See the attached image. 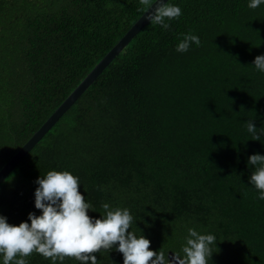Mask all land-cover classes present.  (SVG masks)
<instances>
[{"label":"trees","instance_id":"trees-1","mask_svg":"<svg viewBox=\"0 0 264 264\" xmlns=\"http://www.w3.org/2000/svg\"><path fill=\"white\" fill-rule=\"evenodd\" d=\"M168 2L182 15L167 30L148 21L0 183V216L30 224V213L42 214L37 180L69 171L93 220L104 203L127 208L129 231L152 251L183 255L195 228L216 238L208 264H264V200L248 162L264 156V134L252 140L246 124L264 128V72L254 67L264 55V3ZM147 8L0 0V169ZM189 33L200 45L177 52ZM116 248L94 253L98 264H124ZM25 259L52 264L35 252Z\"/></svg>","mask_w":264,"mask_h":264},{"label":"clouds","instance_id":"clouds-1","mask_svg":"<svg viewBox=\"0 0 264 264\" xmlns=\"http://www.w3.org/2000/svg\"><path fill=\"white\" fill-rule=\"evenodd\" d=\"M261 3L264 0H250L248 7L256 9ZM140 4L149 10L155 5L154 11L148 12L146 18L151 25H160L165 30L170 27L166 21L182 15L179 6L164 3L163 0L154 5L151 0H140ZM192 43L199 46V37L186 34L176 51L185 53ZM254 65L258 71L264 72V55L257 56ZM246 124L252 140H261L264 128L258 134L252 120ZM248 162L255 166L250 184L258 190V199L264 200V156L251 155ZM37 183L35 207L42 211L41 215L30 213L31 223L22 222L18 226L9 224L6 217L0 216V255L3 256V264H28L25 258L34 252L51 259L52 264L58 260L63 262L65 258H75L81 264H89V261L98 264L94 253L110 251L117 243L115 250L123 254L124 264H208V259L212 257L210 246L215 242V236L200 234L195 228L188 229L183 255L175 252L169 259L163 248L158 253L152 251L149 239L143 235L137 237L134 231H129L133 217L127 208L109 210V204L104 203L105 214L101 219L93 220L88 215L92 205L79 191V178L69 171H49Z\"/></svg>","mask_w":264,"mask_h":264},{"label":"water","instance_id":"water-1","mask_svg":"<svg viewBox=\"0 0 264 264\" xmlns=\"http://www.w3.org/2000/svg\"><path fill=\"white\" fill-rule=\"evenodd\" d=\"M168 0H163L166 3ZM159 0H154L156 4ZM147 8L146 11L137 19L130 29L119 39V41L102 57L91 71L81 80V82L71 91L64 101L55 109L49 118L41 127L26 141V143L12 156V158L0 169V183L8 176L14 167L25 157V155L42 139L50 128L63 116L69 108L81 97L85 90L96 80L100 73L107 65L122 51V49L131 41V39L140 31L148 22V12L154 11ZM175 253L169 252L168 257L171 259Z\"/></svg>","mask_w":264,"mask_h":264}]
</instances>
